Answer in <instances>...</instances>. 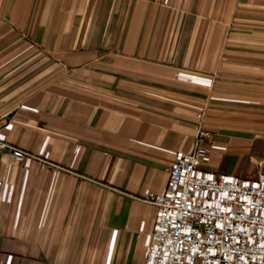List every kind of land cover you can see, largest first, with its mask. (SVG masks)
Masks as SVG:
<instances>
[{"label": "crops", "instance_id": "obj_1", "mask_svg": "<svg viewBox=\"0 0 264 264\" xmlns=\"http://www.w3.org/2000/svg\"><path fill=\"white\" fill-rule=\"evenodd\" d=\"M199 126L264 172V0H0V264H143Z\"/></svg>", "mask_w": 264, "mask_h": 264}, {"label": "built area", "instance_id": "obj_2", "mask_svg": "<svg viewBox=\"0 0 264 264\" xmlns=\"http://www.w3.org/2000/svg\"><path fill=\"white\" fill-rule=\"evenodd\" d=\"M211 136L199 126L165 189L141 195L157 206L143 264H264V172L240 179L201 170ZM0 150L40 158L2 139ZM3 183L0 177V191Z\"/></svg>", "mask_w": 264, "mask_h": 264}]
</instances>
